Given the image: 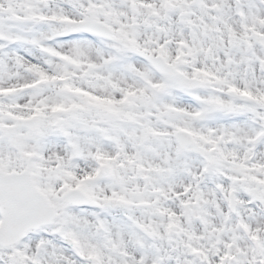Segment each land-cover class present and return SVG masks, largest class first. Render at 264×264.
I'll list each match as a JSON object with an SVG mask.
<instances>
[{
    "label": "snow or ice",
    "instance_id": "snow-or-ice-1",
    "mask_svg": "<svg viewBox=\"0 0 264 264\" xmlns=\"http://www.w3.org/2000/svg\"><path fill=\"white\" fill-rule=\"evenodd\" d=\"M0 264H264V0H0Z\"/></svg>",
    "mask_w": 264,
    "mask_h": 264
}]
</instances>
